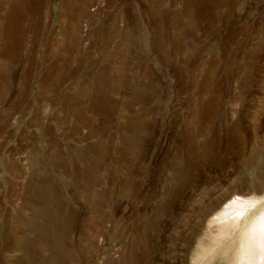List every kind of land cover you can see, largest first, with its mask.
Segmentation results:
<instances>
[{"label": "rangeland", "instance_id": "1", "mask_svg": "<svg viewBox=\"0 0 264 264\" xmlns=\"http://www.w3.org/2000/svg\"><path fill=\"white\" fill-rule=\"evenodd\" d=\"M248 194L264 0H0V264H192Z\"/></svg>", "mask_w": 264, "mask_h": 264}, {"label": "bare ground", "instance_id": "2", "mask_svg": "<svg viewBox=\"0 0 264 264\" xmlns=\"http://www.w3.org/2000/svg\"><path fill=\"white\" fill-rule=\"evenodd\" d=\"M217 208L192 264H264V194L234 195Z\"/></svg>", "mask_w": 264, "mask_h": 264}]
</instances>
